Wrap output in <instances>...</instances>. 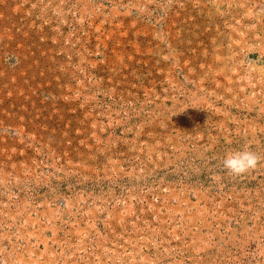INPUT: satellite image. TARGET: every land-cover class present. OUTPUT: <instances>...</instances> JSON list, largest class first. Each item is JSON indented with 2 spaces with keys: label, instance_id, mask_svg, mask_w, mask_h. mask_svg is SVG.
<instances>
[{
  "label": "rangeland",
  "instance_id": "374dc122",
  "mask_svg": "<svg viewBox=\"0 0 264 264\" xmlns=\"http://www.w3.org/2000/svg\"><path fill=\"white\" fill-rule=\"evenodd\" d=\"M0 264H264V0H0Z\"/></svg>",
  "mask_w": 264,
  "mask_h": 264
},
{
  "label": "clouds",
  "instance_id": "9594fccd",
  "mask_svg": "<svg viewBox=\"0 0 264 264\" xmlns=\"http://www.w3.org/2000/svg\"><path fill=\"white\" fill-rule=\"evenodd\" d=\"M261 157L254 151L245 147L242 151H235L228 154L223 160V167L234 176H240L257 168Z\"/></svg>",
  "mask_w": 264,
  "mask_h": 264
}]
</instances>
